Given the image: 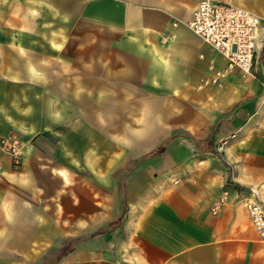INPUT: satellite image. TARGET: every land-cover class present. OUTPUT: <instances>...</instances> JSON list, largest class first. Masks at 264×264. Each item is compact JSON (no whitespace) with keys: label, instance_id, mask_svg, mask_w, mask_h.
I'll use <instances>...</instances> for the list:
<instances>
[{"label":"crops","instance_id":"crops-1","mask_svg":"<svg viewBox=\"0 0 264 264\" xmlns=\"http://www.w3.org/2000/svg\"><path fill=\"white\" fill-rule=\"evenodd\" d=\"M199 1L0 0V264H264V0L217 82Z\"/></svg>","mask_w":264,"mask_h":264},{"label":"built area","instance_id":"built-area-1","mask_svg":"<svg viewBox=\"0 0 264 264\" xmlns=\"http://www.w3.org/2000/svg\"><path fill=\"white\" fill-rule=\"evenodd\" d=\"M189 26L226 58L225 67L215 70L214 82L233 71L242 76L254 75L253 66L262 44L259 15L229 0H200ZM0 149L9 154L14 167L20 164L21 145L15 134L0 136ZM225 199L226 193L218 198L213 208ZM244 206L253 225L264 235V199L254 188H250Z\"/></svg>","mask_w":264,"mask_h":264}]
</instances>
